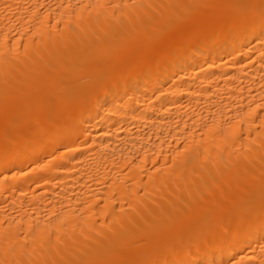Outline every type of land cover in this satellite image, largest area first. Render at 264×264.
I'll use <instances>...</instances> for the list:
<instances>
[{
	"label": "bare ground",
	"instance_id": "obj_1",
	"mask_svg": "<svg viewBox=\"0 0 264 264\" xmlns=\"http://www.w3.org/2000/svg\"><path fill=\"white\" fill-rule=\"evenodd\" d=\"M0 264H264V0H0Z\"/></svg>",
	"mask_w": 264,
	"mask_h": 264
}]
</instances>
